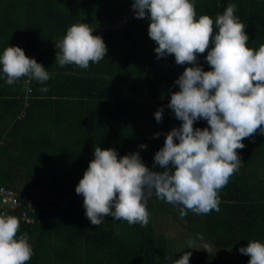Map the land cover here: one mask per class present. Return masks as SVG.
<instances>
[{
	"label": "trees",
	"instance_id": "1",
	"mask_svg": "<svg viewBox=\"0 0 264 264\" xmlns=\"http://www.w3.org/2000/svg\"><path fill=\"white\" fill-rule=\"evenodd\" d=\"M133 3L0 0V56L9 46L20 47L50 74L45 84L21 78L11 86L0 76V187L23 192L37 207L38 221L20 222L18 233H27L33 248L27 264H172L186 252L193 253L189 264H249L250 257L239 249L254 240L264 243V135L259 130L237 150L242 164L219 191V212L189 211L185 224L180 206L153 194L147 202V227L107 216L98 228L86 217L84 198L75 189L95 158V147L114 149L118 157L139 152L149 169L162 171L153 168L154 156L167 134L182 125L167 105L171 94L180 91L175 81L193 65H177L174 55L157 58L150 20L134 14L118 25ZM229 4L237 5L235 16L245 25L247 47L258 50L264 44V0H195L197 19L208 15L215 22ZM80 23L102 37L107 55L98 64L90 62L88 69L60 67L55 44ZM213 47L210 43L198 54L204 71L213 70L206 62ZM160 108L163 120L158 123L154 114ZM209 127L203 119L194 123V128ZM160 212H169L189 232L185 241L195 239V249L187 243L177 249L166 234L156 233ZM204 243L211 245L209 253Z\"/></svg>",
	"mask_w": 264,
	"mask_h": 264
},
{
	"label": "clouds",
	"instance_id": "2",
	"mask_svg": "<svg viewBox=\"0 0 264 264\" xmlns=\"http://www.w3.org/2000/svg\"><path fill=\"white\" fill-rule=\"evenodd\" d=\"M132 8L136 19L150 20L148 33L158 45L154 49L158 59L174 55L177 65L193 67H187L175 81L180 91L171 94L167 105L182 125L167 134L164 147L154 156L153 168L159 166L162 171L149 169L139 152L118 157L114 149L95 147V158L75 191L84 198L86 217L98 228L107 216L147 227V202L153 194L180 206L182 218L189 211L197 215L219 212V191L242 164L237 152L245 148L242 141L258 130L264 135V44L258 50L247 47L249 37L235 16L236 4H229L215 22L208 15L197 19L195 0H134ZM93 31L86 23L70 26L55 44L56 64L88 69L90 62L98 64L104 59L107 47ZM210 43L214 47L206 62L213 70L204 71L198 54H204ZM0 65V76L9 86L21 78L40 84L50 79L44 66L28 58L20 47H7ZM40 90L47 92L48 88ZM163 112L160 108L154 114L158 123ZM201 119L210 127L194 128ZM160 135L156 133L157 138ZM19 230V218L0 214V264H27L34 255L27 233L18 235ZM187 244L195 249L196 240ZM203 250L209 253L211 245L204 243ZM239 252L250 257L249 264H264V243L260 241L249 242ZM192 254L186 252L172 264H189Z\"/></svg>",
	"mask_w": 264,
	"mask_h": 264
},
{
	"label": "built area",
	"instance_id": "3",
	"mask_svg": "<svg viewBox=\"0 0 264 264\" xmlns=\"http://www.w3.org/2000/svg\"><path fill=\"white\" fill-rule=\"evenodd\" d=\"M134 14L135 13L131 5L129 14L125 16L120 22H118V25L127 23ZM101 27H99L100 29H97L100 32L103 30ZM0 188L4 189L3 192H0V206L2 208L0 214L16 216L20 219L21 223L26 225H34L38 221L37 217L35 216L37 213V207L32 198H29L23 192H17L16 190L9 187L1 186ZM22 207H24V209L18 213Z\"/></svg>",
	"mask_w": 264,
	"mask_h": 264
},
{
	"label": "rangeland",
	"instance_id": "4",
	"mask_svg": "<svg viewBox=\"0 0 264 264\" xmlns=\"http://www.w3.org/2000/svg\"><path fill=\"white\" fill-rule=\"evenodd\" d=\"M169 209L171 210L172 207L169 206ZM160 215H164V217L157 222V232H159L158 235L166 234V241H172L177 246L187 243L185 241V236L187 235L186 231L180 226L175 227L174 225L172 227L171 223H173V218L171 217V214L169 212H160ZM161 226H163L162 229H159Z\"/></svg>",
	"mask_w": 264,
	"mask_h": 264
},
{
	"label": "crops",
	"instance_id": "5",
	"mask_svg": "<svg viewBox=\"0 0 264 264\" xmlns=\"http://www.w3.org/2000/svg\"><path fill=\"white\" fill-rule=\"evenodd\" d=\"M162 217H164V215H158L157 217H156V220H157V222H159V220L162 218ZM172 217V216H171ZM173 218V217H172ZM181 221H183V223H185V224H187L188 223V221L185 219V218H179ZM157 222H156V230H157ZM172 224V227L175 225V227H178L177 225H179L178 224V222L176 221V220H174V218H173V223H171ZM162 227L163 226H161V227H159V229L161 228L162 229ZM159 232H157V234H158ZM187 234H189V232H186ZM183 246H186V243L185 244H182V245H175V247L177 248V249H181V247H183Z\"/></svg>",
	"mask_w": 264,
	"mask_h": 264
}]
</instances>
